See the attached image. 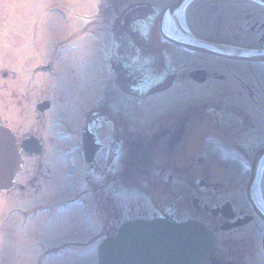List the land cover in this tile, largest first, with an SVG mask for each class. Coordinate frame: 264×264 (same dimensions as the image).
Here are the masks:
<instances>
[{
  "label": "flooded vegetation",
  "instance_id": "1",
  "mask_svg": "<svg viewBox=\"0 0 264 264\" xmlns=\"http://www.w3.org/2000/svg\"><path fill=\"white\" fill-rule=\"evenodd\" d=\"M179 1L177 36L225 57L190 52L166 40L173 37L163 30L165 13ZM84 4L78 8L90 15L80 17L98 15L101 27L70 33L61 44L72 47L61 53L46 42L45 65L37 66L30 79L31 85L47 88L33 110L42 129L49 115L57 145L50 146L46 133L38 130L14 134L22 166L36 162L35 179L27 183L44 178L43 163L52 157L54 171L62 170L65 180L73 178L70 194L44 203L36 191L28 197L29 206L4 215L2 224L15 235L5 238L8 255L2 264H28L15 259L27 243L30 264H47L32 251L35 237L21 239L22 233L41 217L45 221L75 209L87 232L75 233L72 241L66 237L48 256H64L71 249L85 254L114 237L125 221L165 218L198 222L214 235L212 255L204 264H213L211 259L264 264V62H254L264 58V0ZM0 73L6 76L2 66ZM28 138L39 141L38 155L22 150ZM133 154L136 168L128 170ZM123 199L130 203L127 210L118 207Z\"/></svg>",
  "mask_w": 264,
  "mask_h": 264
},
{
  "label": "rangeland",
  "instance_id": "2",
  "mask_svg": "<svg viewBox=\"0 0 264 264\" xmlns=\"http://www.w3.org/2000/svg\"><path fill=\"white\" fill-rule=\"evenodd\" d=\"M86 1L91 4L95 0H0V70L2 66V74H6L1 78L0 73V95H2V103L0 97V112L2 105V124L9 126L15 135L19 136L31 130H38L40 133H46L50 146L55 148L57 145L51 139L50 132L53 127L49 115L45 117L43 129L35 117L34 102L42 94H46V91L43 90L47 88L40 89L36 85L30 84V79L33 76L32 69L37 64L45 63L46 50L44 47L46 42H50L54 46L57 42L66 39L73 31L91 32L96 31L97 26L101 27L102 24L98 23V15L85 20L80 17L90 15L87 11L83 12L78 8ZM47 8H49V16L43 18L41 12ZM101 13L104 16L102 8ZM53 18L59 20L57 24L62 30H57L55 25L49 21ZM57 32L61 33L60 37L56 35ZM53 166L52 157L49 160L45 159L42 169L44 178L38 179V184H30L27 181L35 179L36 162L34 160L26 161L22 167V174L15 179L16 186L6 191L9 196L0 194V264L4 260V255H8V253H4L7 244L5 238L7 239L9 234L15 235L11 227H5L2 224L4 215L13 208L29 206L32 200L28 197L36 191H38L36 199L44 203H57L69 197L68 185L73 182V178L63 179L62 170L56 173ZM19 185H22V190L18 188ZM106 186L103 185L104 190L107 189ZM37 187L38 189H36ZM21 192L23 193L20 195ZM107 195L108 193L104 194L103 192L105 201L108 200ZM3 198L6 200L5 203ZM71 200L68 199L67 202H71ZM119 201L122 203L118 206L119 208L129 209L130 203H126L125 199L123 202ZM76 211L77 209L72 213L71 210L69 213L67 210H62L59 215L45 221H41L42 217L40 216L41 218L37 225L34 224L33 229L27 225L26 232L22 233L21 239H24L27 234L35 237L32 251L37 253L38 261L44 256L47 264H95L92 254L89 256L88 251L84 254L80 249H71L60 257L47 254L48 250L51 251L52 248L62 246L66 237H70L72 241L77 239L78 235L75 233L82 232L84 235V232H87L85 228L87 226L83 225ZM74 225L78 226L77 229L79 226L83 227L82 231H78ZM30 258L31 243H27L23 246V253H18L15 259L19 262L27 260L30 264Z\"/></svg>",
  "mask_w": 264,
  "mask_h": 264
},
{
  "label": "water",
  "instance_id": "3",
  "mask_svg": "<svg viewBox=\"0 0 264 264\" xmlns=\"http://www.w3.org/2000/svg\"><path fill=\"white\" fill-rule=\"evenodd\" d=\"M180 45L212 54L200 46ZM257 60L263 62L264 58ZM17 169L14 140L9 131L0 128V188L9 185ZM212 242L205 228L194 222H130L120 228L115 239H107L101 245L98 264H199L210 253Z\"/></svg>",
  "mask_w": 264,
  "mask_h": 264
},
{
  "label": "bare ground",
  "instance_id": "4",
  "mask_svg": "<svg viewBox=\"0 0 264 264\" xmlns=\"http://www.w3.org/2000/svg\"><path fill=\"white\" fill-rule=\"evenodd\" d=\"M181 14H182V11L181 9H179L176 12H174L171 16L168 15L163 22V30L165 31V33H167L169 36L173 38H178V40H184V39H181V37L177 36V33L175 31V23L180 20ZM49 21L53 23L55 26L58 25L56 23V18H53V20H49Z\"/></svg>",
  "mask_w": 264,
  "mask_h": 264
}]
</instances>
